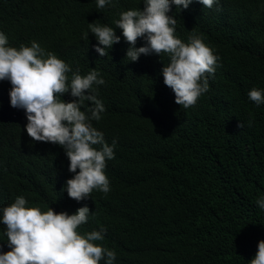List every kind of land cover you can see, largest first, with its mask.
I'll use <instances>...</instances> for the list:
<instances>
[{"label": "trees", "instance_id": "1", "mask_svg": "<svg viewBox=\"0 0 264 264\" xmlns=\"http://www.w3.org/2000/svg\"><path fill=\"white\" fill-rule=\"evenodd\" d=\"M140 8L143 0H112L103 9L97 0H0L9 46L36 41L69 64V82L77 70L99 72L105 84L94 87L106 111L92 123L109 146L116 142L105 168L110 192L71 199L63 189L75 173L64 149L32 141L25 111L10 104L11 83L0 81V210L18 196L42 212L71 215L87 206L77 231L106 229L94 243L116 252L113 264H250L264 240V210L256 203L264 196V104L248 97L253 88L264 91V0L171 5L177 38L199 35L219 58L209 90L187 109L163 82L165 54L126 57L130 45L114 21ZM92 22L120 36L107 56L95 51ZM145 44L138 38L135 46ZM9 250L0 222V253Z\"/></svg>", "mask_w": 264, "mask_h": 264}, {"label": "clouds", "instance_id": "2", "mask_svg": "<svg viewBox=\"0 0 264 264\" xmlns=\"http://www.w3.org/2000/svg\"><path fill=\"white\" fill-rule=\"evenodd\" d=\"M111 2L97 0V8L103 9ZM191 2L143 0V8L123 11L114 21L130 45L126 51L130 61L152 53L169 58V63L162 68L163 82L175 94V103L185 109L195 106L209 90V77L215 75L219 59L201 36L190 35L185 43L175 34L177 21L168 14L171 5L187 9ZM199 2L206 8L214 4V0ZM88 28L98 41L95 51L101 57L108 55L105 49L120 42L113 27L92 22ZM84 38L88 39L87 32ZM138 38H144L146 44L136 47ZM71 71L69 64L36 41L17 49L9 46L8 37L0 32V81L11 83L10 104L25 111L28 121L25 127L32 141L52 143L64 149L70 161L68 170L75 175L66 181L63 190L79 202L90 198L94 189L105 195L110 192L105 168L107 161L115 158L116 142L109 146L103 133L92 123L99 121L106 111L94 87L105 84V80L93 69L87 75H81L79 70L72 72L69 82L67 74ZM65 93H70L74 99L68 102L59 99ZM248 97L257 106L264 104L262 90L253 88ZM82 107L86 110L82 111ZM97 145L101 147H94ZM256 203L264 210V196ZM26 204V198L18 196L10 206L0 210L3 213L0 222L6 226L10 249L0 253V264H100L101 261L113 264L116 252L94 243L105 239L106 229L84 235L77 231L88 220L90 209L87 206L69 215L57 213L51 207L42 212ZM250 264H264V240L259 241Z\"/></svg>", "mask_w": 264, "mask_h": 264}]
</instances>
